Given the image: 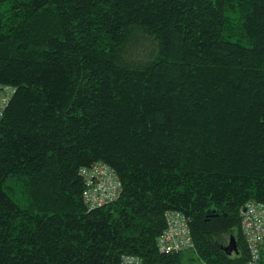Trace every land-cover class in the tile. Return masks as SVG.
Returning <instances> with one entry per match:
<instances>
[{"label":"trees","instance_id":"obj_1","mask_svg":"<svg viewBox=\"0 0 264 264\" xmlns=\"http://www.w3.org/2000/svg\"><path fill=\"white\" fill-rule=\"evenodd\" d=\"M0 264H244L264 202V0H0ZM121 189L90 208L82 168ZM234 238L237 249L225 248Z\"/></svg>","mask_w":264,"mask_h":264},{"label":"built area","instance_id":"obj_2","mask_svg":"<svg viewBox=\"0 0 264 264\" xmlns=\"http://www.w3.org/2000/svg\"><path fill=\"white\" fill-rule=\"evenodd\" d=\"M4 97L0 98V117L8 102L11 90L0 86ZM85 180L84 201L90 208L113 201L120 193L121 183L116 173L106 164L96 162L90 168H82ZM242 231L246 239L248 259L244 264H264V202L248 201L242 208ZM166 228L157 238L161 252H180L193 249L195 242L187 217L177 211L166 212ZM120 264H143L141 257L126 254Z\"/></svg>","mask_w":264,"mask_h":264},{"label":"rangeland","instance_id":"obj_3","mask_svg":"<svg viewBox=\"0 0 264 264\" xmlns=\"http://www.w3.org/2000/svg\"><path fill=\"white\" fill-rule=\"evenodd\" d=\"M179 264H207L200 260L193 249L186 250L182 255V260Z\"/></svg>","mask_w":264,"mask_h":264},{"label":"water","instance_id":"obj_4","mask_svg":"<svg viewBox=\"0 0 264 264\" xmlns=\"http://www.w3.org/2000/svg\"><path fill=\"white\" fill-rule=\"evenodd\" d=\"M4 95L2 92H0V98H3ZM237 249V244L235 242V239L232 238L230 244L225 248L228 254H232Z\"/></svg>","mask_w":264,"mask_h":264}]
</instances>
